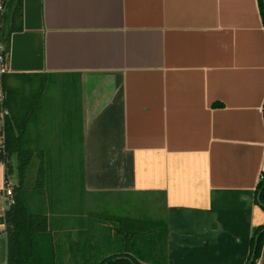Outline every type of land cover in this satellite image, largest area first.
<instances>
[{
  "label": "crops",
  "instance_id": "1",
  "mask_svg": "<svg viewBox=\"0 0 264 264\" xmlns=\"http://www.w3.org/2000/svg\"><path fill=\"white\" fill-rule=\"evenodd\" d=\"M22 3L23 30L12 35L4 66L9 90L33 110L26 143L34 157L79 152L85 194L130 207L113 218L134 219L131 197L160 206L167 264H247L254 230L264 226L256 199L264 175L259 1ZM45 82L65 85L63 106L45 103ZM63 183L32 195L49 217V232L36 239L48 264H97L109 247L130 246L118 232L115 245L105 242L76 202L65 208ZM5 187L0 163V216ZM0 264H8L2 223Z\"/></svg>",
  "mask_w": 264,
  "mask_h": 264
},
{
  "label": "trees",
  "instance_id": "2",
  "mask_svg": "<svg viewBox=\"0 0 264 264\" xmlns=\"http://www.w3.org/2000/svg\"><path fill=\"white\" fill-rule=\"evenodd\" d=\"M264 22V0H258ZM23 30V3L22 0H5V11L0 14V45L4 48V56L10 52L11 37L14 33ZM46 77V76H45ZM44 77V78H45ZM6 74L0 76V83L6 93L5 106L9 109V116L5 121V144L0 147V163L6 168V186L9 176L16 173L17 184L12 186V197L6 202V209L0 216V223L6 226L8 245V264H48L36 244L38 236L49 232V217L47 213H33L29 207L30 197L26 188V175L33 161L34 152L26 143V130L30 128L33 119V110L15 108L13 90H9ZM27 110L24 117L17 113ZM1 111V106H0ZM14 162L16 165H14ZM16 169V170H15ZM15 170V171H14ZM44 160L39 169L34 191L45 188ZM7 198V197H6ZM256 199L264 208V175L256 190ZM119 222L120 241L129 240L130 246L120 248L118 254L106 256L97 264H167V236L165 224L157 221L140 219L127 220L111 218ZM124 236V238H123ZM149 248L146 249L145 246ZM264 245V226L254 230L251 244V254L247 264H257L262 255Z\"/></svg>",
  "mask_w": 264,
  "mask_h": 264
},
{
  "label": "rangeland",
  "instance_id": "3",
  "mask_svg": "<svg viewBox=\"0 0 264 264\" xmlns=\"http://www.w3.org/2000/svg\"><path fill=\"white\" fill-rule=\"evenodd\" d=\"M49 79H47L46 82H48ZM45 82V83H46ZM53 83L49 82L45 84V103L47 105H53L57 107L63 106V103H66V92H65V85H52ZM43 85V83H42ZM40 85L36 86L34 92H37L38 89H40ZM76 93L73 92V94L70 96L69 100L70 104L74 103L76 101ZM12 105H15V108H23L25 106L24 103L20 102L19 100V93H15L14 97V102H12ZM44 102L41 103L39 109H40V114L37 111L36 112V117L42 116L41 115V109L43 107ZM27 110H22L21 112H18L17 115L18 117H24L25 113ZM68 157H63V158H37L34 157L33 161L31 162L27 175H26V188L29 190L28 196L30 197L29 201V207L30 210L33 213H46V209L42 207L40 201L37 200L36 197H33V192L37 179L39 176V169L41 166L42 161L44 160V166H45V178L47 183L52 184L54 187L55 186H61V183L65 185V190L63 191L62 196H69L70 198H67L65 201V208H67L69 205L68 202H73L77 203L80 205V214L86 216L88 215V221L92 225L93 224V230H95V233L99 236L103 237V240L105 242H108L109 245H115V237L113 236L115 233H117L118 229L120 226L118 225L117 222L111 220L112 215H118V216H123L126 215V213L129 211L130 207L127 209V207H122V209H117V207H112L111 204V198L110 197H105V196H100V197H94L92 199L91 197H88L85 192H84V173L82 169V158L80 157L79 152L75 151H70L67 153ZM14 165L16 163L14 162ZM16 170V169H15ZM14 170V171H15ZM17 176L16 173L13 175L9 176V185L12 187L13 185L17 184ZM45 187V186H44ZM39 190H42L39 189ZM49 190V188H48ZM50 191V190H49ZM54 192V191H53ZM56 193V192H55ZM128 202H135L136 204V209H135V216L134 219H140L144 221H155L157 220H162V208L160 206H157L156 208L159 210L156 211L155 206L152 204L153 201H150L146 199V197H131L127 199ZM76 204V205H77ZM154 207V208H153ZM132 208V207H131ZM134 208V207H133ZM161 208V210H160ZM155 209V210H154ZM134 213V212H133ZM102 214V216H99L100 218L103 217V219H97L95 218L96 215ZM119 239V238H118ZM115 240V241H114ZM146 249L149 248L148 245L145 246ZM116 248H111L107 251H105V254L102 255L101 257H104L109 254H118V250L116 251Z\"/></svg>",
  "mask_w": 264,
  "mask_h": 264
},
{
  "label": "built area",
  "instance_id": "4",
  "mask_svg": "<svg viewBox=\"0 0 264 264\" xmlns=\"http://www.w3.org/2000/svg\"><path fill=\"white\" fill-rule=\"evenodd\" d=\"M5 11V0H0V14H3ZM5 56H4V48L0 45V76L6 74L5 69ZM6 101V93L4 91L3 85L0 83V147H4L5 144V121L6 118L9 116L10 112L9 109L5 106ZM4 195L7 197V200L11 199L12 197V187L8 184L5 187Z\"/></svg>",
  "mask_w": 264,
  "mask_h": 264
}]
</instances>
